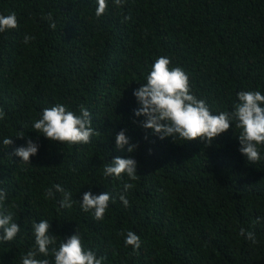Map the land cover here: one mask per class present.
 Instances as JSON below:
<instances>
[{
	"label": "trees",
	"instance_id": "trees-1",
	"mask_svg": "<svg viewBox=\"0 0 264 264\" xmlns=\"http://www.w3.org/2000/svg\"><path fill=\"white\" fill-rule=\"evenodd\" d=\"M106 3L98 18L97 0H0V15L15 13L19 24L0 33V190L21 229L0 242V264H22L36 247L34 220L52 224L57 248L78 229L104 264H264V145L249 163L234 126L211 146L160 140L141 127L133 95L161 56L186 72L213 114L234 111L241 91L264 94V0ZM25 35L35 39L25 44ZM56 104L77 115L86 107L100 134L69 145L37 133L33 122ZM121 130L134 153L116 148ZM29 138L39 144L31 164L14 155ZM117 156L136 160L135 180L104 175ZM125 183L134 187L125 192ZM54 185L72 194V208L60 206L61 193L46 198ZM89 191L115 199L103 220L78 203ZM128 231L140 249L126 245ZM45 258L55 264L37 256Z\"/></svg>",
	"mask_w": 264,
	"mask_h": 264
},
{
	"label": "clouds",
	"instance_id": "clouds-1",
	"mask_svg": "<svg viewBox=\"0 0 264 264\" xmlns=\"http://www.w3.org/2000/svg\"><path fill=\"white\" fill-rule=\"evenodd\" d=\"M114 2L119 6L124 0ZM97 3L95 14L99 18L106 13L108 4L106 0H97ZM18 27L15 13L0 15V33ZM50 27L55 29L56 24L52 23ZM34 39V36L25 35L24 43ZM171 65L169 58L159 57L146 77L147 82L133 92L140 105L134 114L136 117L146 118L141 127L160 140L172 138L175 142L177 139L186 142L200 141L211 146L218 137L234 126L240 129L239 151L247 157L249 163L258 162L261 159L260 146L264 145V94L259 90L241 91L238 93L239 102L234 105V111L213 114L205 100L198 99L191 93V83L186 72L181 67ZM91 115L84 106H81L80 114L77 115L65 105L56 104L44 109L41 117L33 122V127L37 133L52 142L89 144L94 135L100 134L92 127ZM2 118L3 112L0 110V119ZM3 143L11 146L13 140L5 138ZM115 143L118 150H126L130 154L138 147L131 143L124 130L115 136ZM38 151L39 144L29 138L26 146L15 149L14 155L21 158L23 163L31 164V157L37 155ZM137 168L136 160L117 156L111 163L104 165V175L122 179V174H126L129 179L135 180ZM133 187V184L125 183L124 191L127 192ZM56 193L62 194L59 204L63 208L70 209L77 202L60 185L48 188L46 198L55 199ZM6 196L7 193L0 190V242L13 241L21 231L20 226L13 222V214L5 209ZM119 199L125 207L129 206L124 194H119ZM110 202L115 203L111 193L93 195L90 191L83 194L82 201H78L84 212L94 211L98 221L104 219ZM51 225L47 220L33 221L36 247L27 252L22 264H50L47 258L37 259L38 255L48 257L50 254L54 256L55 264H104V257L97 258L93 251L85 250L78 229L76 234L63 239L57 248L56 235L50 232ZM240 234H246L249 240L256 242L254 233L241 229ZM125 243L136 250L141 247L140 237L133 231L127 232Z\"/></svg>",
	"mask_w": 264,
	"mask_h": 264
}]
</instances>
